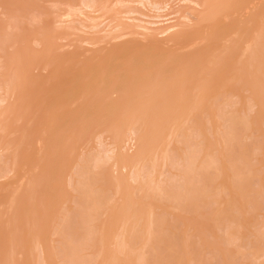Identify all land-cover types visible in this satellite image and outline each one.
Returning a JSON list of instances; mask_svg holds the SVG:
<instances>
[{"label": "rangeland", "instance_id": "obj_1", "mask_svg": "<svg viewBox=\"0 0 264 264\" xmlns=\"http://www.w3.org/2000/svg\"><path fill=\"white\" fill-rule=\"evenodd\" d=\"M215 1L0 0V264H264V0Z\"/></svg>", "mask_w": 264, "mask_h": 264}, {"label": "bare ground", "instance_id": "obj_2", "mask_svg": "<svg viewBox=\"0 0 264 264\" xmlns=\"http://www.w3.org/2000/svg\"><path fill=\"white\" fill-rule=\"evenodd\" d=\"M193 5H195V6H198V7H203V10L201 11V13H199V16L197 17H194V12L193 11H184L183 10V8L181 7V8H179V9H177L175 12H173V14L172 15H177L178 16V20H177V22L176 23H172V24H169V25H167V26H163V27H159V28H154V26L155 27H157L158 26V24L159 23H161V22H159V21H148L147 22V25L148 26H135V28H141V29H143V31H156V32H158V34H159V36L160 35H163V34H169V35H171V39H172V41H179V40H186L187 42H188V40H191V38L194 36V34H195V31H192V30H189V27H191L190 26V22L192 21V19H193V17L195 18V19H198V21H202L204 18H205V16H203V12L204 11H206L207 9H209V8H212V4H211V1H212V3H213V1L216 3V1L215 0H203L202 2L201 1H199V0H189ZM226 1V2H225ZM224 1V7L225 6H230V7H237L238 6V3H237V1L238 0H235V2H233L232 0L230 1V0H225ZM240 1V0H239ZM222 3H220V2H217L216 3V7H218V6H220V4H223V1H221ZM243 2V1H242ZM220 3V4H219ZM152 5V7H153V9H154V11L156 10V12L158 13L159 11H162V10H164L165 8H167L168 7V3H166V5L165 6H163V7H158V5L157 4H151ZM131 12H133V11H131ZM217 12H221V10H219V11H217ZM156 13V15H154V16H152V18H154V19H156V18H161L162 16L161 15H158ZM166 16V15H165ZM164 17V16H163ZM165 21V20H164ZM145 24H146V22H145ZM162 25H163V23H161ZM144 25V24H143ZM157 25V26H156ZM160 26V25H159ZM115 28H116V26H115ZM117 28H118V30L119 31H122V30H124L125 29V27L124 26H122L121 24H119L118 26H117ZM136 34V33H135ZM123 35V34H122ZM199 35V34H198ZM119 36V35H118ZM195 40V39H194ZM193 40V41H194ZM192 41V40H191ZM189 43V42H188ZM184 44H185V42H184ZM247 48V47H246ZM250 48V47H249ZM246 50V49H245ZM246 52H247V50H246ZM249 52V51H248ZM249 54H250V52H249ZM251 57V56H250ZM249 57V58H250ZM190 58V57H189ZM188 58V59H189ZM242 58V57H241ZM182 59V58H181ZM188 59H186L187 61H188ZM239 59V58H238ZM185 60V59H184ZM185 60V62H187ZM249 61H250V59H249ZM181 62V61H180ZM184 62V63H185ZM188 64V63H187ZM186 64V65H187ZM177 66V65H176ZM180 66V65H179ZM250 66V63H248V66H247V64L246 63H244V65H243V68H245L246 70L247 69H249L248 67ZM154 67V66H153ZM242 68V67H241ZM176 69V68H175ZM199 75V74H198ZM146 76V75H145ZM155 76V75H154ZM153 79V78H152ZM155 79V78H154ZM157 80V79H156ZM155 80V81H156ZM150 81V80H149ZM152 84H154V82L152 83ZM137 85V84H136ZM150 85H151V82H150ZM155 86H157V85H159V83L157 82H155V84H154ZM150 87V86H149ZM162 87V86H161ZM8 88L9 87H7V89L6 90H8ZM157 88V87H156ZM164 88H166V87H164ZM195 89V88H194ZM164 92H165V90H164ZM133 93V92H132ZM161 94V93H160ZM166 94V93H165ZM164 94V95H165ZM158 95V94H157ZM163 95V94H162ZM165 98V97H164ZM163 101H164V99H163ZM166 102V101H165ZM193 114V113H192ZM171 115V114H170ZM167 117V116H166ZM169 117V116H168ZM165 118V117H164ZM166 119H168V118H166ZM179 119V118H178ZM235 119V118H234ZM132 120V119H131ZM163 121H165V120H163ZM173 121V120H172ZM161 122V121H160ZM168 121H166L165 123H167ZM241 122V121H240ZM154 123V122H153ZM233 123V122H232ZM152 124V123H151ZM157 124V123H156ZM162 125V124H161ZM160 126V125H159ZM156 127V126H155ZM154 127V128H155ZM161 127V126H160ZM153 128V127H152ZM165 128V127H164ZM163 128V129H164ZM171 128V127H170ZM234 128V127H233ZM128 129V128H127ZM127 129H125V130H127ZM162 130V129H161ZM138 131V130H137ZM137 131H136V129H134L133 127L132 128H130L129 129V131H128V134H130L131 135V137H128L127 138V140H126V142H125V145L127 144V145H131L132 144V146H134V143L136 144L137 143V141L138 142H141V144L143 145V146H145L144 145V143H142V141L144 140H141V136H140V134H138L137 133ZM148 131V130H147ZM149 132V131H148ZM157 132L158 131H156L155 133L157 134ZM160 132V131H159ZM163 132V131H162ZM127 133V132H126ZM127 134V135H128ZM162 134V133H161ZM129 135V136H130ZM132 135L133 136H135V138H133L132 137ZM162 135H164V134H162ZM144 137V136H143ZM186 139H187V137H185ZM157 139V138H156ZM160 139V138H159ZM158 139V140H159ZM163 139V138H162ZM141 140V141H140ZM151 140V139H150ZM152 140H154V138H152ZM151 140V141H152ZM136 141V142H135ZM147 141V140H146ZM146 141H145V143H146ZM150 141V142H151ZM160 141V140H159ZM154 142H155V140H154ZM161 142V141H160ZM153 143V142H152ZM155 143H158L157 142V140H156V142ZM138 144H140V143H138ZM140 144V145H141ZM142 145H141V148H142ZM147 145V144H146ZM148 145H150V144H148ZM158 147H159V145H158ZM122 148V147H121ZM123 148H124V146H123ZM141 148H139V157L137 156H135V158L137 159L136 161L134 160L135 158H133L134 156H127V155H122V157L120 158L119 156H116L115 157V159H116V164H119V161H121V168L123 169V168H128V166H131L132 164H133V161L136 163L139 159H140V157H141V155H140V153L142 154V153H144V152H141ZM132 149V148H131ZM142 149H145V148H142ZM114 151V150H113ZM143 151V150H142ZM117 154V153H116ZM166 156V155H165ZM113 157V156H112ZM119 159H121V160H119ZM122 159H124L123 161H122ZM115 161V160H114ZM147 162V161H146ZM153 162V161H152ZM102 163V162H101ZM114 163V162H113ZM115 164V163H114ZM155 164V163H154ZM153 164V165H154ZM157 166H158V164H157ZM154 167V166H153ZM85 169V168H84ZM131 169V168H130ZM156 169V168H155ZM132 171V170H131ZM136 176V175H135ZM119 179V178H118ZM121 180H122V178H121ZM120 180V181H121ZM153 181V180H152ZM119 182V181H118ZM122 182V181H121ZM150 182V181H149ZM146 184V183H145ZM123 185H125V184H123ZM152 185V184H151ZM118 186V185H117ZM120 186V185H119ZM125 187V186H124ZM117 189V188H116ZM122 190V189H121ZM16 228H17V226H16ZM104 236V235H103ZM103 239V238H102Z\"/></svg>", "mask_w": 264, "mask_h": 264}]
</instances>
